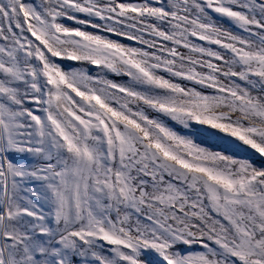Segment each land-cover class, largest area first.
<instances>
[{"label": "snow or ice", "instance_id": "obj_1", "mask_svg": "<svg viewBox=\"0 0 264 264\" xmlns=\"http://www.w3.org/2000/svg\"><path fill=\"white\" fill-rule=\"evenodd\" d=\"M0 264H264V0H0Z\"/></svg>", "mask_w": 264, "mask_h": 264}]
</instances>
